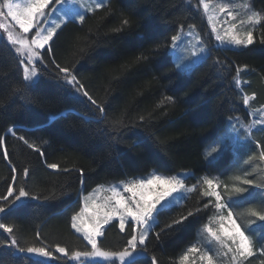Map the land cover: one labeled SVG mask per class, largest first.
Returning a JSON list of instances; mask_svg holds the SVG:
<instances>
[{
  "label": "trees",
  "instance_id": "obj_1",
  "mask_svg": "<svg viewBox=\"0 0 264 264\" xmlns=\"http://www.w3.org/2000/svg\"><path fill=\"white\" fill-rule=\"evenodd\" d=\"M251 3L261 14L252 31L254 44L226 48L216 44L199 0H108L83 22L62 26L43 63L36 64L40 75L34 83L25 81L20 58L0 37V196L14 184L17 194L25 187L36 197L0 213V223L13 229L11 234L0 229V264H76V253L89 254V245L72 231L71 217L82 207L80 194L100 184L152 170L165 175L187 170L192 176L186 183L194 186L201 176L228 181L230 166L239 172L255 168L264 132L254 133L255 142L227 143L213 160L207 158V150L222 139L228 119L247 117L244 96H252L251 104L264 103V0ZM190 26H195L207 55L189 71L177 70L170 42L180 28ZM56 63L74 70L105 108L102 119L95 105L65 83ZM48 164L58 167L50 169ZM248 174L253 182L248 198L236 196L232 204L246 234L258 245L264 241V221H245L251 209L264 213V177L258 169ZM202 193L197 187L182 203L157 211L148 255L136 258L135 264H151L153 256L159 264H180L182 252L213 213L211 197ZM0 206L6 207L3 201ZM182 216L187 220L166 228ZM126 230L131 232L128 226ZM126 239L112 221L98 249L118 253ZM58 247L65 255L56 252ZM28 248L43 249L49 258Z\"/></svg>",
  "mask_w": 264,
  "mask_h": 264
},
{
  "label": "rangeland",
  "instance_id": "obj_2",
  "mask_svg": "<svg viewBox=\"0 0 264 264\" xmlns=\"http://www.w3.org/2000/svg\"><path fill=\"white\" fill-rule=\"evenodd\" d=\"M13 2L27 4L28 0H13ZM107 2L108 0H104V5ZM3 3L4 0H0V10L4 11L5 13L4 16H0V37L10 44L16 55L20 58L23 77L25 64L22 63V61H27L29 55L28 48H35V46L31 43L32 38L37 36V33L46 34L45 29L48 23H51L54 26L56 23H61L62 20H66L67 17L75 16L76 13H83L86 15L98 9L96 8L98 0H67L66 3H63L58 8L55 5H51L46 9V11L49 13V16L45 25L38 29L30 30V33L25 34L15 23V21L6 16L7 10L2 8ZM199 3L200 8L205 15L209 27L213 33V36L215 37L216 44L220 47L243 48V46L231 45L229 44V41L233 36L242 38L248 31H253L261 19V14L255 8H253L251 0H199ZM88 9H92V11H87ZM77 23L81 22L77 20ZM217 35L223 37V43L216 40ZM175 36L178 37L177 41L174 44L171 39L169 46V53L172 56L174 67L177 70L189 71L193 66L204 60L207 55V48L202 43L195 26H190L186 29L180 28ZM20 39H24L26 43H19ZM36 80L37 79L34 78L33 81H25L28 83H34ZM236 82L238 83V86L241 85L239 79H236ZM246 98L248 99V104L246 105L247 117L245 119L240 117H232L228 119V126L222 135V139H220L219 142H216L213 146H211V148H209V150H207V158L209 160H213L227 146V143L237 146L239 143L243 144L249 140L250 142H255L256 139L254 137V133L261 134L264 132V103L260 102L262 104L257 103L259 105H254L251 104L252 96H244V100ZM229 121H231V123H229ZM10 129L12 131H10ZM10 129L8 132L13 133L14 128ZM261 152H264V147L262 146L261 149L256 152L257 160L256 164L254 165L255 168L249 167V170L256 172L258 169L259 175L264 177V160L260 159ZM235 161H233L232 164H234ZM249 170L243 169L240 172L232 171L230 166L226 171L228 181H223L217 175L213 177L201 176L199 182L194 186L187 185L186 183L189 177L192 176L190 171L185 170L171 175H165L152 170L145 176L135 177L108 185L100 184L86 194L81 193L80 196L82 207L78 213H80L82 209L85 208V205H87L89 210L84 213V219L89 220L92 218L93 212L95 210V204H107L108 209L111 210L115 203V198L113 197L112 192L113 188L117 189L119 194L123 195L126 200H129L132 199V195L131 193L124 192L126 185L134 184L140 179H150L155 175H161L165 177L183 176V183L185 185L183 188L178 189V191L174 193L171 198L164 201L157 211L162 208L182 203L183 199L197 187L202 191L211 190L208 188V185L204 183L206 179H211L214 186L216 187V190L220 191L222 194H226L227 197L223 195L224 199H228L229 197L234 198L240 195H242V198H248L249 193L247 192L253 188L252 186L244 183L245 180H249ZM237 188L247 189V191L243 194H238L235 191ZM211 199L214 207L216 202L215 197L212 196ZM235 202L239 203L240 201L238 202V199H236ZM253 212L258 213L259 215H264V213L251 209V216L247 219V221H245V223L248 225L254 221H260L258 216L252 215ZM227 215L228 209L221 211L214 207L212 215L207 220L206 224L201 227L199 237L191 245H189L179 257L180 264H208L206 256L209 255L212 257L213 264H264V251L261 250V246L264 245V241L256 245L253 238L249 236L253 255L244 258L239 255L236 250V245L233 244L231 239H228L222 235V239L218 241L207 231L208 227L218 231L222 223L220 217H227ZM234 218L237 224L243 229L235 213ZM119 219V215L115 214L110 223L112 221H117L119 224ZM77 223H79V221H77ZM223 224L226 228L229 227L227 220H224ZM106 226L107 225H102L103 231ZM72 231L84 239L83 231L77 233L73 228ZM102 235L103 232L97 239L96 249H93L92 246L89 245L84 239V241L91 248V252L88 255H74L72 260H74L76 264H122L120 258L117 255L111 253H107L108 255L95 254L97 252L104 253L98 249V240L102 237ZM192 248L196 249V251L189 250ZM229 249H231V251ZM55 250L60 255H65L66 253V251L64 253H60L57 251V249ZM34 254L40 255L46 259L49 258L48 255L46 256L42 253L35 252ZM141 256H143V254H138L132 257V259L135 260Z\"/></svg>",
  "mask_w": 264,
  "mask_h": 264
},
{
  "label": "snow or ice",
  "instance_id": "obj_3",
  "mask_svg": "<svg viewBox=\"0 0 264 264\" xmlns=\"http://www.w3.org/2000/svg\"><path fill=\"white\" fill-rule=\"evenodd\" d=\"M66 2L67 0H28L27 4H21L18 2H13V0H4L2 8L7 10L6 16L15 21L19 28L22 29L23 33L28 34L30 33V30L38 29L45 25L49 16V13L46 11V9L49 6L55 5L58 8L60 5ZM103 5L104 0H98L96 8H101ZM87 11H92V9H88ZM4 15V11L0 10V16ZM84 19L85 15L83 13H76L75 16L67 17L66 20H62L61 23H56L54 26L51 23H48L45 29L46 34L37 33V36L32 38L31 43L35 46V48L29 47L27 61H22V63L25 64L24 79L26 81H33L34 78H39L40 73L37 70L36 64L38 61L43 63L41 58L44 56L45 50L51 51V43L54 42V38L58 35V31L62 29V26L68 21L75 23L77 20L83 22ZM124 23L127 24L128 21H124ZM177 39V36L172 37L174 44ZM216 40L220 41L221 43L224 42L223 37L220 35L216 36ZM254 42L253 32L248 31L242 38L233 36L229 41V44L248 47L253 45ZM19 43L24 44L26 41L24 39H20ZM261 43H264V39L261 40ZM53 63H55V61H53ZM55 68L58 70V73L64 74L65 83L69 87H72L74 91L87 98V100L90 101L92 105H95V107L99 109L102 119L106 114L105 108L92 98L85 86L74 74V70L68 67H61L58 63L55 64ZM244 103L246 105L248 104L247 98L244 100ZM229 123H231V121H229ZM10 131L12 130L10 129ZM19 139L25 140V137L20 136ZM25 142L27 143L26 140ZM3 143V138H0V144ZM29 147H32V145L29 144ZM41 155H43V153H41ZM5 158H7V156H5ZM260 159L264 160V152H261ZM47 167L50 169H57L58 166L56 164H48ZM28 171V169H25L26 178L28 176ZM16 179L17 175L15 173V169H13V182H15ZM26 182L27 181L25 180V183ZM204 183L208 185V188L211 190L203 191L202 195L204 197L214 196L216 201L214 207L217 210L223 211L224 209H228L227 217H220V220L222 221L220 229L217 231L213 230L211 227H208L207 231L218 241L222 239V235L228 239H231L233 244L236 245V250L241 257L247 258L252 256L253 251L249 235L246 234L245 229H242L241 226L237 224L234 218V205L232 204L233 197L224 199L223 194L216 190V187L214 186L211 179H206ZM244 183L252 185L253 182L251 180H245ZM184 186L183 176L165 177L161 175H155L150 179H140L134 184L126 185L124 192L131 193L132 195V199L129 200H126L123 195L119 194L117 189L113 188L112 192L113 197L115 198V203L111 210L108 209L107 204H95V210L93 212L92 218L85 220L84 213L89 210L87 205H85V208L82 209L80 213H77L71 217V227L77 233L83 231L84 239L89 245L92 246L93 249H96L97 239L103 232L102 225H108L113 216L118 214L120 217L119 231L124 233L127 239L124 249L118 253H115L114 255H117L120 258L122 264H135V261L132 259V257L138 254H143L145 256L148 255L149 241L152 238V233L157 222L156 212L158 208L163 204L164 201L171 198L173 194L178 191V189L183 188ZM235 191L238 194H243L247 191V189L237 188ZM28 198L36 199L34 196L30 197V194L25 187H21L17 194L14 184H9L7 187V194L0 196V201H3V204L6 205V207L0 206V213L11 211L14 207H16L17 202ZM205 207L207 208L208 205H205ZM192 215L193 213H188V216ZM252 215L258 216L260 221H264V215H259L256 212H253ZM187 218V216H182L179 220H173L171 224L166 225V228H170L176 224H182L185 220H187ZM224 220H227L229 227H225L223 224ZM77 221H79V223H77ZM126 225L131 228L130 233L127 232ZM0 229H3L5 233L9 234L13 232V229L5 223H0ZM161 231L164 230L162 229ZM155 235L158 242L161 233L157 232ZM13 243H15V241H13ZM189 250L196 251L194 248ZM229 250L231 251V249ZM261 250L264 251V245L261 246ZM21 251H23V249H21ZM27 251L29 253H42L46 256L50 255V253H47L43 249L39 248H28ZM57 251L64 253L65 249L58 247ZM95 254L108 255L107 253L99 252ZM75 255L80 256L81 253H76ZM83 255H88V253H84ZM206 259L208 264H213L212 257L210 255L206 256ZM151 264H159V261L153 256L151 258Z\"/></svg>",
  "mask_w": 264,
  "mask_h": 264
}]
</instances>
